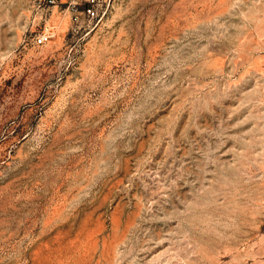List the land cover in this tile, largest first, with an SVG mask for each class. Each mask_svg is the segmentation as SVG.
<instances>
[{
  "label": "rangeland",
  "instance_id": "374dc122",
  "mask_svg": "<svg viewBox=\"0 0 264 264\" xmlns=\"http://www.w3.org/2000/svg\"><path fill=\"white\" fill-rule=\"evenodd\" d=\"M87 7L0 0V264H264V0Z\"/></svg>",
  "mask_w": 264,
  "mask_h": 264
},
{
  "label": "built area",
  "instance_id": "2783aa9c",
  "mask_svg": "<svg viewBox=\"0 0 264 264\" xmlns=\"http://www.w3.org/2000/svg\"><path fill=\"white\" fill-rule=\"evenodd\" d=\"M51 1L53 2L54 0ZM81 1L82 0H69V3L70 5L75 6L77 3ZM85 1L88 3V7L84 10V12H86V14L90 18H94L98 16V10H97L98 0H85ZM48 37L49 35L46 32L40 33L35 36V43L37 45H43L48 40Z\"/></svg>",
  "mask_w": 264,
  "mask_h": 264
}]
</instances>
